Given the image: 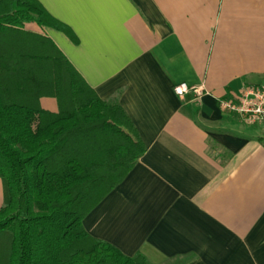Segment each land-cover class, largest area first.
<instances>
[{
    "label": "crops",
    "instance_id": "0c3cea01",
    "mask_svg": "<svg viewBox=\"0 0 264 264\" xmlns=\"http://www.w3.org/2000/svg\"><path fill=\"white\" fill-rule=\"evenodd\" d=\"M38 1L68 30L29 26L146 147L85 230L149 264H264V124L220 107L264 86V0ZM182 82L203 96H178ZM40 104L59 111L54 97Z\"/></svg>",
    "mask_w": 264,
    "mask_h": 264
},
{
    "label": "trees",
    "instance_id": "16d2710c",
    "mask_svg": "<svg viewBox=\"0 0 264 264\" xmlns=\"http://www.w3.org/2000/svg\"><path fill=\"white\" fill-rule=\"evenodd\" d=\"M31 24L68 30L38 0H0V264H149L83 225L146 147L121 106Z\"/></svg>",
    "mask_w": 264,
    "mask_h": 264
},
{
    "label": "built area",
    "instance_id": "2783aa9c",
    "mask_svg": "<svg viewBox=\"0 0 264 264\" xmlns=\"http://www.w3.org/2000/svg\"><path fill=\"white\" fill-rule=\"evenodd\" d=\"M174 92L183 97L194 93L201 98L204 94L203 85H188L185 82L174 86ZM223 111L237 113L246 124H264V86H250L242 90V94L220 102Z\"/></svg>",
    "mask_w": 264,
    "mask_h": 264
}]
</instances>
